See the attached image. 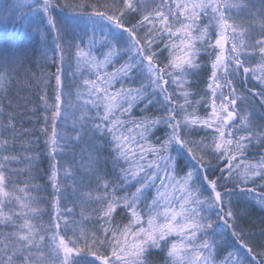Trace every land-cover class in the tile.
Masks as SVG:
<instances>
[{
	"label": "snow or ice",
	"instance_id": "obj_1",
	"mask_svg": "<svg viewBox=\"0 0 264 264\" xmlns=\"http://www.w3.org/2000/svg\"><path fill=\"white\" fill-rule=\"evenodd\" d=\"M16 7L0 264H264L236 206L264 210V0Z\"/></svg>",
	"mask_w": 264,
	"mask_h": 264
},
{
	"label": "trees",
	"instance_id": "obj_2",
	"mask_svg": "<svg viewBox=\"0 0 264 264\" xmlns=\"http://www.w3.org/2000/svg\"><path fill=\"white\" fill-rule=\"evenodd\" d=\"M26 3L23 1L0 0V58L10 55L14 51L35 52L39 48V37L28 26V21L32 17L28 15L27 8L16 7ZM257 6H259V0H257ZM10 8L12 9L11 13L8 12ZM51 70L54 71V68ZM77 160H79L78 155ZM46 166L47 160L45 159L44 163L40 164V169L43 171ZM43 194L47 195V193ZM236 206L247 208V214L243 216L240 223L251 234L250 239L255 244L264 241V210L259 205L243 202ZM44 219L46 221L48 217L45 216ZM256 251H260V249L257 248Z\"/></svg>",
	"mask_w": 264,
	"mask_h": 264
},
{
	"label": "rangeland",
	"instance_id": "obj_3",
	"mask_svg": "<svg viewBox=\"0 0 264 264\" xmlns=\"http://www.w3.org/2000/svg\"><path fill=\"white\" fill-rule=\"evenodd\" d=\"M11 1H15V2H17V1L27 2V0H11Z\"/></svg>",
	"mask_w": 264,
	"mask_h": 264
}]
</instances>
